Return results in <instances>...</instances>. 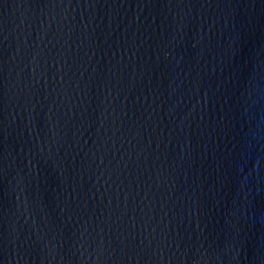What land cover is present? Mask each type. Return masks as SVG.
Here are the masks:
<instances>
[{"label":"water","instance_id":"obj_1","mask_svg":"<svg viewBox=\"0 0 264 264\" xmlns=\"http://www.w3.org/2000/svg\"><path fill=\"white\" fill-rule=\"evenodd\" d=\"M0 264H264V0H0Z\"/></svg>","mask_w":264,"mask_h":264}]
</instances>
